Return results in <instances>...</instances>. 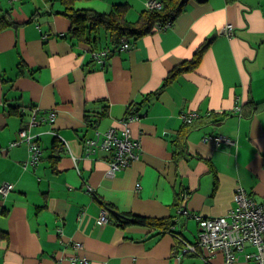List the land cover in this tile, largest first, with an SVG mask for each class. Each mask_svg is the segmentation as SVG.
<instances>
[{
	"label": "crops",
	"instance_id": "1",
	"mask_svg": "<svg viewBox=\"0 0 264 264\" xmlns=\"http://www.w3.org/2000/svg\"><path fill=\"white\" fill-rule=\"evenodd\" d=\"M150 1L73 5H126L136 21ZM64 10V0H0V21L18 23L0 26V184L15 185L0 194V264H251L229 263L222 251L204 260L174 250L178 236L196 241L199 216L236 207L239 188L264 202V0H189L166 27L125 39L129 49L102 28L73 36ZM228 23L234 35L220 33ZM202 46L197 65L164 84ZM131 104L139 158L110 173L113 152L88 156L86 138L111 128L121 136ZM192 113L210 122L188 133L176 158L175 136ZM23 129L40 149L37 163ZM104 202L129 215L175 217L174 232L99 224Z\"/></svg>",
	"mask_w": 264,
	"mask_h": 264
},
{
	"label": "built area",
	"instance_id": "2",
	"mask_svg": "<svg viewBox=\"0 0 264 264\" xmlns=\"http://www.w3.org/2000/svg\"><path fill=\"white\" fill-rule=\"evenodd\" d=\"M148 6L149 8H160L162 4L160 1L153 0L149 2ZM168 24L157 25V27L164 28ZM220 33L226 36L234 35V25L228 23L221 29ZM131 46V43L127 40L121 44L122 49H129ZM109 53L110 49H106L101 53L96 52L95 56L100 58L101 55L105 56ZM50 116L53 118L54 114L51 113ZM196 116V113H192L183 115V118L185 121L191 122ZM137 118L136 114H129L124 119L121 136L118 135L116 128H111L103 134V141L101 142L100 137L88 138L86 140L87 155L91 156L97 150L112 151L113 159L110 163V173L131 165L133 161L139 158L136 150L138 141L133 138L131 128L132 122ZM21 134L31 144L30 163H37L40 157V149L26 129H23ZM205 139H212L218 144L234 142L225 135H208ZM13 144H16V142H12ZM137 186L140 187L141 184L138 183ZM12 188V183L5 182L1 186L0 191L7 194ZM88 189L91 191V187H88ZM235 199L237 203L236 207L232 208L226 215L199 216L197 218L199 230L196 241L189 242L178 236L180 241L175 248L176 250H174V254L180 257L182 253L191 252L206 260L207 257L214 255L218 251H222L229 263H234L243 258L251 264H264V202L254 199L244 188L237 190ZM182 211L180 210V212ZM109 221V210L104 207L97 222L99 224H106ZM249 245L253 247V250L248 249ZM76 247L80 249L83 245L76 243Z\"/></svg>",
	"mask_w": 264,
	"mask_h": 264
},
{
	"label": "trees",
	"instance_id": "3",
	"mask_svg": "<svg viewBox=\"0 0 264 264\" xmlns=\"http://www.w3.org/2000/svg\"><path fill=\"white\" fill-rule=\"evenodd\" d=\"M75 0H64L66 14L73 23L72 35L80 39H85L86 29H90L91 33L100 28L105 29L109 35L112 42L116 45L123 43L125 39H137L145 34L151 33L157 25H166L170 23L184 8L185 4L189 0H160L162 7L160 8H148L143 10L141 15L136 21H130L127 18V6L126 5H117L113 10L109 12H98L93 9H78L74 4ZM13 20L3 17L0 21L1 28L9 26H17ZM97 41L95 37L93 42ZM205 46H202L195 54L194 58L189 61L187 64H184L180 67L173 69L167 78L165 79L164 84H168L180 71L191 68L199 62L201 59L202 51ZM147 100V99H146ZM143 104V103H139ZM136 104H131L128 109L129 114H136L137 109ZM89 114H86L87 122H94L95 119L90 118ZM211 118V117H210ZM210 118L206 119H194L191 122H184V125L180 129L179 133L175 136V156L176 158H182L185 156V149L183 147V142L186 139V136L193 129L203 126L206 122H210ZM132 125V124H131ZM95 138V137H89ZM88 139V138H86ZM103 141V135L100 136V142ZM27 169L28 167H24ZM9 181H3L0 184V188L3 183ZM11 183V182H10ZM13 188L7 193L4 194L0 191L2 196L8 195L15 187L14 183ZM104 207L108 208L110 213V220L114 219L119 225H124L130 222H138L144 225L151 226L155 230L161 232H174L173 228L176 224V219H156L149 217H142L138 215H129L114 210L111 205L107 202H104ZM103 207V208H104ZM187 253V252H186ZM191 253V252H188ZM194 254V253H192ZM197 255V254H196Z\"/></svg>",
	"mask_w": 264,
	"mask_h": 264
}]
</instances>
